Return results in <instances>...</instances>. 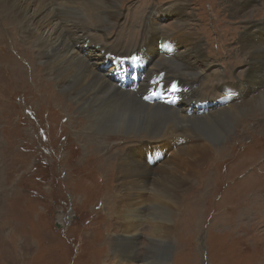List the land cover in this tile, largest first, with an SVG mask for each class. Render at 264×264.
<instances>
[{
    "label": "rangeland",
    "instance_id": "1",
    "mask_svg": "<svg viewBox=\"0 0 264 264\" xmlns=\"http://www.w3.org/2000/svg\"><path fill=\"white\" fill-rule=\"evenodd\" d=\"M234 1L248 2L249 7L242 11L241 6L232 5L233 0H120L116 9L129 24L120 33L104 24L97 31L104 45L116 40L122 47L119 51H137L147 46L144 24L153 8L181 6L188 18L184 26L159 19L160 33H200L207 67L218 71L227 84L220 95L236 106L239 119L211 145L214 159L210 155L201 158L202 150L195 149L206 135L194 142L188 139L187 131L188 136L180 133V138L174 133L157 134L144 143V147L148 144L149 148L157 145L163 149L150 151L146 146L147 160L157 152L161 158L156 157L159 160L155 158L148 166L171 158L172 163H181L188 170L191 186L182 189L174 204H144V217L132 236L130 253L123 256L126 264H264V111L246 108L230 90L232 85L244 84L248 62L258 70L250 53L247 57L243 54L239 42L250 28L248 23L264 27V0ZM249 11L251 14L243 15ZM89 23L97 24L96 20ZM16 34L20 38L18 30L0 17V60L13 57L7 63L11 65L9 72L20 69L31 74L28 62L39 72L43 62L35 58L33 49L16 39ZM169 40L168 46L160 49L173 51L174 41ZM101 51L109 52L106 48ZM116 62L115 58L112 64ZM139 64L137 70L141 72L146 67L143 58ZM109 69L112 72L113 67ZM46 73L44 68L38 77L47 82L33 85V78L26 80L20 75L9 90H0V264H118L115 248H123L125 242L119 226L113 168L118 155L149 138L140 139L142 133H124L133 129H125L121 123L113 130L100 128L97 121L75 108L74 101L62 99V90ZM163 77L162 88L169 91L173 81ZM220 101L221 97L213 103ZM156 102L160 105L156 98L147 104ZM116 103L103 108L118 113L114 107H121ZM89 108L98 115L94 112L97 108ZM175 137L178 141L171 142ZM145 193L143 198L149 191ZM164 212L170 217L168 221ZM156 217L169 229L166 237L160 234L161 242L158 235L152 237Z\"/></svg>",
    "mask_w": 264,
    "mask_h": 264
},
{
    "label": "bare ground",
    "instance_id": "2",
    "mask_svg": "<svg viewBox=\"0 0 264 264\" xmlns=\"http://www.w3.org/2000/svg\"><path fill=\"white\" fill-rule=\"evenodd\" d=\"M119 2L120 0H0L1 20L5 21V24L13 25L20 36L19 38L16 34L18 37L16 39L21 44L24 42L26 46L33 49L36 53L35 58H38L40 63L43 62L39 72H36L33 66L31 68L29 62L28 67L31 74L20 69L9 72L11 65L7 63H10L9 60L13 57L11 55L3 56L0 60V90H9L11 84H15L20 75L29 79L33 78V85L34 83L40 84L45 80L43 76L38 77V75L46 68V76H49L50 82H54L56 87L62 90V99L74 101L75 108L97 121L100 128L107 127L113 130L116 123H121L123 128L133 129L125 130L124 133H142L140 139L145 138V136L149 138L137 146L127 149L124 155H118L113 168L116 182L114 192L121 213L119 226L122 229L121 235L125 242L123 248H121L123 245L120 247L121 249L115 248V257L118 264H126L123 256H128L130 253V246L133 242L132 236L139 230L141 219L144 217V204L148 203L150 207L160 206L159 204L165 206L168 203L174 204L182 189L191 186V183H188L191 179L188 170L180 165L181 163H172L171 158L162 157L161 163L155 164L153 167L148 166L149 162H153L155 158L151 156L147 160L145 148L148 144L144 147V143L158 137L157 134L174 133L173 135L178 134L179 137L181 133L187 137V131L190 134L188 139L191 141L194 139V142H199L200 135H206L208 139L200 140L202 143L198 144L195 149L202 150L199 153L201 158L210 155L214 159L216 156L211 145L218 141L223 131L230 130V126L236 123L238 114L236 113V106L229 105L228 103L231 102L228 101L227 97L220 95L227 84L223 83L222 76L218 71L207 67L200 33L181 32L182 34H176L172 31L160 33L157 25L160 23L159 19H171L177 24L182 23L181 26H184L188 18L184 16L185 13L181 6L172 5L164 9L153 8L155 13L149 15L147 23L144 22L146 24H144L143 33L149 37L148 40L144 41L147 42L146 48L142 45L137 51H119L122 47L115 43L116 40L110 42L109 45H104L100 32L97 33L103 29L104 25L120 33L125 25L129 24V22H123L116 9ZM231 3L236 7L241 6L242 9L240 10L242 11H246L249 7L248 2L245 4L233 0ZM249 13L251 14L249 11L243 15L247 16ZM92 20H96L97 24H90L89 22ZM248 25L250 28H247L242 34L239 46L246 57L250 53L258 70H254V65L252 66L248 62L247 69L244 71L246 73L244 84L232 85L230 90L236 92V100L244 101L246 108L251 107L264 111V85L254 84L264 82V27L250 23ZM77 30L80 31L77 32ZM1 37L0 35V40ZM169 39L174 41L175 48L171 51L172 53L166 52V48L160 49L163 44L171 42ZM103 48L109 52L103 53L101 51ZM111 49L116 51L113 52ZM18 52L24 55V51L19 47ZM131 54L143 58L146 63L145 77L139 86L136 85L137 90L120 86L128 81V77L118 78L121 81L118 84L109 69L113 66L104 69L109 63L112 64L116 58L117 69L124 75V69L129 66L130 62L123 61L122 56H130ZM100 62H102L101 65H98ZM162 64L168 65L161 66ZM6 69L8 71H4ZM158 74L164 75L166 81L177 79L179 85L185 89L180 94V101L175 107L147 104L141 101V94L146 87L151 86L150 79ZM214 86L220 88L214 89ZM235 87L238 89L234 90ZM251 88L253 91L248 93ZM260 89L263 91L259 92ZM220 97L222 101L213 103ZM191 101L203 103L204 110L203 108L200 110L193 108L187 112ZM115 102L121 107L118 110V106H113L118 113H114L111 108H103L105 104ZM89 105L97 108V111H94L98 114L97 116L91 111ZM31 107L35 108L32 104ZM99 114L103 120L100 119ZM172 123L174 124L172 125ZM176 138H173L171 142H177ZM167 139L166 137L164 140ZM183 143L184 146L187 145L186 142ZM156 146L148 147V150H163ZM164 147L166 146L164 145ZM167 156L170 157L169 153ZM156 160L159 159L156 158ZM150 176L152 179H149ZM146 190L149 191L148 197L143 198L147 194L145 193ZM142 208L143 210H141ZM163 215L168 221L170 217L168 218L166 212ZM156 218V232L152 237L155 238L158 235L157 238L161 242L162 236L159 237L160 234L164 235L163 238L166 237L169 229L165 228L161 218ZM127 237L131 239L127 241ZM117 250H120L121 254Z\"/></svg>",
    "mask_w": 264,
    "mask_h": 264
},
{
    "label": "clouds",
    "instance_id": "3",
    "mask_svg": "<svg viewBox=\"0 0 264 264\" xmlns=\"http://www.w3.org/2000/svg\"><path fill=\"white\" fill-rule=\"evenodd\" d=\"M161 105H163V104H161Z\"/></svg>",
    "mask_w": 264,
    "mask_h": 264
}]
</instances>
